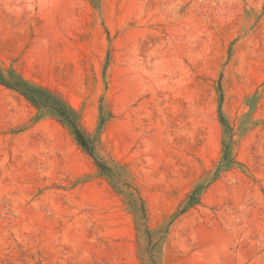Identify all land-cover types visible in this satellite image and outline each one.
I'll return each instance as SVG.
<instances>
[{
    "label": "rangeland",
    "instance_id": "obj_1",
    "mask_svg": "<svg viewBox=\"0 0 264 264\" xmlns=\"http://www.w3.org/2000/svg\"><path fill=\"white\" fill-rule=\"evenodd\" d=\"M10 70L122 166L159 264H264V0H0ZM228 142L235 165L174 218ZM145 240L72 131L0 85V264H143Z\"/></svg>",
    "mask_w": 264,
    "mask_h": 264
},
{
    "label": "trees",
    "instance_id": "obj_2",
    "mask_svg": "<svg viewBox=\"0 0 264 264\" xmlns=\"http://www.w3.org/2000/svg\"><path fill=\"white\" fill-rule=\"evenodd\" d=\"M0 85L12 89L22 95L30 104L39 110H49L58 121L66 125L71 131L77 144L94 160L101 174L110 179L114 190L122 195L125 204L136 218L137 230L144 235L145 244H139V255L143 264H159L155 244L154 233L148 223V213L145 203L139 191L128 181L122 166L111 165L97 153L96 141L91 138L82 127L78 112L58 93L49 88L36 85L23 78L16 70H10L7 74L0 71ZM220 93V122L225 128H230L229 122L222 111V90ZM111 112L100 111L99 130L103 128L107 120L111 118ZM230 142L224 143L222 158L215 170L209 171L201 178L194 189L188 193L185 200L179 206L174 218L186 214L189 210L200 204L201 197L205 191L220 177L221 173L231 169L235 165L230 150Z\"/></svg>",
    "mask_w": 264,
    "mask_h": 264
}]
</instances>
